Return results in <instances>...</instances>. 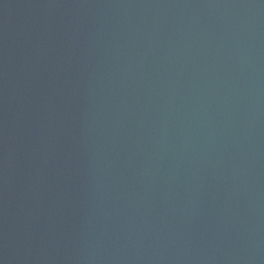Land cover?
<instances>
[{
	"label": "water",
	"instance_id": "water-1",
	"mask_svg": "<svg viewBox=\"0 0 264 264\" xmlns=\"http://www.w3.org/2000/svg\"><path fill=\"white\" fill-rule=\"evenodd\" d=\"M0 264H264V0H0Z\"/></svg>",
	"mask_w": 264,
	"mask_h": 264
}]
</instances>
